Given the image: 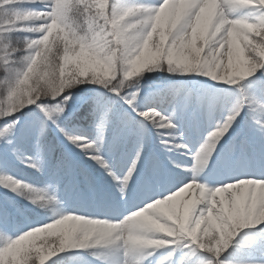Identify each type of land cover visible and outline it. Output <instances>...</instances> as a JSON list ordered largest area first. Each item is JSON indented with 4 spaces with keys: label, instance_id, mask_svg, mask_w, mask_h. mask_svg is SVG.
I'll return each mask as SVG.
<instances>
[{
    "label": "snow or ice",
    "instance_id": "obj_1",
    "mask_svg": "<svg viewBox=\"0 0 264 264\" xmlns=\"http://www.w3.org/2000/svg\"><path fill=\"white\" fill-rule=\"evenodd\" d=\"M25 4L42 7H19ZM248 7L258 10V16L234 15ZM17 33L30 35L14 39ZM54 35L59 39H50ZM154 70L199 74L214 84L238 88L239 96L225 118L191 154L197 175L118 222L61 213L13 237L0 210V264H49L68 250L94 248L106 249L109 256L123 248L127 257L123 264H152L149 258L168 248L167 256L156 264H174L181 243L190 257L205 254L194 264H264V0H135L126 5L115 0H0V120L4 121L0 141L12 143L10 137L20 122L17 114L30 106L46 118L37 129L43 135L46 120L56 123L53 117L64 112L71 90L94 84L136 112L141 127L148 121L163 149H187L174 140L179 128L175 107L166 116L154 107L139 111L135 103L139 78ZM252 77L249 91V84L243 82ZM133 87L135 92L125 94ZM186 91L189 98L204 92ZM45 100L56 104L50 107ZM246 110L247 131L236 133L233 125ZM107 116L105 111L101 130ZM65 135L111 175L94 141ZM226 136L233 139L221 156V166L231 170L242 165L258 174L253 171L215 185L201 182L199 170ZM62 163H67L66 158ZM30 166L39 170L37 164ZM134 168L135 163L119 181L122 195ZM158 175L153 172L147 179L151 182ZM4 186L13 192L23 189L17 194L36 203L37 190L25 182L9 178ZM242 230L258 234L244 247L254 250L259 244V258H222L238 243L235 238Z\"/></svg>",
    "mask_w": 264,
    "mask_h": 264
},
{
    "label": "rangeland",
    "instance_id": "obj_2",
    "mask_svg": "<svg viewBox=\"0 0 264 264\" xmlns=\"http://www.w3.org/2000/svg\"><path fill=\"white\" fill-rule=\"evenodd\" d=\"M115 2L126 5L135 2V0H115ZM145 3H157L158 0H142ZM41 5H30L28 8H39ZM258 10L252 7L239 9L234 15L236 16H248L255 18L258 16ZM148 72H145L139 78V83H144L147 78ZM133 89V88H128ZM108 97L113 98L110 93L103 89ZM139 94L137 100L135 101L138 106L139 111H143L145 108L154 107L156 110H160L164 115L169 116L172 114L171 109L168 112H163L160 108V104L153 98V96L148 92L141 96ZM86 100L83 94H72L71 99L67 102L65 110L62 114L54 116L56 122H59L60 118L63 116L65 120L71 119L75 111L81 106ZM112 100L106 97L95 106V121L98 122L97 131L104 134L108 133L105 138L92 139L95 142L96 149H98L99 155L103 158L111 172L105 169V167L98 164L95 160L91 159L89 155L72 144L67 137H64L63 142L57 140L59 145L63 148V144L67 145V151L64 148L63 152L57 154V164L63 167V170H57L53 173L50 179V185L48 187V199L53 201V207L51 208V213L47 215V222L58 218L59 214H79L85 216L86 218H97L113 222L122 221L127 217L132 211L145 205L153 197L159 198L163 193L164 195L169 194V189L175 190V185L181 181H187L192 178L193 175H197L193 171L196 167L191 154H195L200 147L205 143L208 135L216 129V125L220 123L228 113V110L232 107L234 103H229V107L223 105L221 101L216 103L213 114L211 117L206 115L205 103H202V107H197L192 109L190 112L191 122L189 126L191 129L182 134V136L176 139L177 144H185L188 146L187 149L174 150L175 152L166 160V169L158 168L157 173L159 175L152 179L151 182L148 181V177L142 174L144 163V154L149 152L152 148L143 135L140 136L139 141L128 146L127 138L130 134L137 136L136 132L132 131V125L141 121V117L133 112L132 109L127 105L131 112L126 109V111L120 113L118 108L110 104ZM45 103L50 107L55 106L56 101L46 100ZM149 103V104H148ZM152 103V104H151ZM148 104V105H147ZM35 107V106H30ZM110 108V110H109ZM176 117L180 108H176ZM105 111H108V116L106 119L105 126L103 130L99 127L102 117H104ZM206 115V116H205ZM43 119L44 114H42ZM118 117L120 124L114 126L109 120L110 117ZM178 119V118H177ZM68 121V120H67ZM148 122V121H144ZM149 125H151L148 122ZM68 126V131L73 133H84L77 125H71L69 122L65 123ZM91 130H89V133ZM44 135V134H43ZM74 136V135H71ZM45 138L47 136L44 135ZM82 137V136H76ZM85 137V136H84ZM223 141V139H221ZM220 141V142H221ZM219 142V143H220ZM219 143L216 149L209 156L208 160L204 162V166L199 170L198 179L201 182H205L209 185H215L219 181H228L234 179L236 176L251 175L253 171H245L242 165L231 170H225L221 166V156L226 151L227 146H220ZM222 148V149H221ZM95 150V149H94ZM152 151L158 152V148H152ZM47 152V151H46ZM139 152V156H138ZM49 154V152H47ZM47 153L44 152L43 148H38L35 157L38 162H41L43 158H46ZM70 153V154H69ZM56 156V157H57ZM66 158L67 163L63 164L62 160ZM135 163V168L133 170V175L129 179L126 185H123L125 191L122 195L120 192L121 181L129 172L133 169V164ZM176 165L182 167H176ZM5 174L0 177V188L2 190L11 191L8 187L4 186L11 176L15 178H21L16 172L13 163L8 159L2 166ZM115 177V179H114ZM136 189H139L138 194H136ZM54 198V199H53ZM18 211H16L17 213ZM25 226L31 223L30 221H24ZM12 225H6L8 235L15 237L22 233L20 228L21 224L18 222H12ZM36 226V225H34ZM49 241L56 242L55 237H47ZM99 255L103 254L98 261L88 262L80 255L71 256L67 252L58 254L54 257L49 264H53L59 258L67 259L68 262L65 264H123L127 257L124 255V249L120 248L118 253L111 256L106 255L107 250L104 248H97ZM169 252L168 248L157 250L153 257L149 260L152 264H156V261L164 259ZM73 257V258H72ZM174 264H181L183 259L178 254V249L176 248L175 255L172 258ZM47 264V262H46ZM165 264H169L165 261Z\"/></svg>",
    "mask_w": 264,
    "mask_h": 264
},
{
    "label": "trees",
    "instance_id": "obj_3",
    "mask_svg": "<svg viewBox=\"0 0 264 264\" xmlns=\"http://www.w3.org/2000/svg\"><path fill=\"white\" fill-rule=\"evenodd\" d=\"M27 5L28 4L24 5L25 8H23V6L19 7L21 9H27ZM27 35L30 34L17 33L14 35V39L22 40ZM50 39H59V37L54 35ZM17 55L19 56L20 54L18 53ZM147 74H149L147 80L144 83H139V94H142L141 96H144V94H148L149 92L158 103L160 102L163 109H169L170 106L180 105V117L181 115H184V110L191 100L200 103L203 101V99H207L208 97L207 102L209 104V107L210 109H214V102H217L218 98H220L221 95H224L223 100L227 105L229 103H235L237 97L239 96L237 87L227 86L220 82L214 84L210 78L202 77L199 74H170L167 71L161 70H154L148 72ZM257 75H259V73H257ZM254 79L255 77L246 78L243 83L249 84V82ZM251 87L252 86L249 84V91H251ZM190 88L203 89L204 92L198 95L194 94L189 98L186 90ZM103 89L104 88L102 86H97L94 84H82L74 87L71 90V95L73 93H83L85 96H88V99L87 102L83 104L80 111L75 113V115L71 120H69V122L84 126V124L90 121L92 114L94 113L97 101L103 100L105 97L106 99L110 98L112 100L110 104L117 107L120 113L126 110L125 106L123 105V101L118 100L114 97H108L107 93ZM135 91V87H133V89H125V94ZM42 114L43 113L35 107H28L23 111L22 114L18 113L16 118L19 119L20 122L16 125L14 132L10 137L12 143L9 145L3 141H0V169L2 170V166L6 159H10L14 163L18 174L23 175V180L25 181L22 182H25L27 185H30L37 190V194L35 196L36 203H32L23 195L17 194V192L23 189H18L17 192H0V210H2L8 218L7 225H12L11 223L16 221L21 224L20 228L22 231H26L27 228L25 226V223H23L25 220L24 218L19 219L16 213H14V210L19 208V210L30 219L31 223H42L40 222L39 214L37 215L36 212L40 214L48 212L45 206L52 204L51 202H49L50 200L47 197L50 180L49 178L51 177L53 170L58 168L56 165H54L56 162L55 160L53 161V164L51 163L49 167L45 166V168L37 164L39 170H36V168L30 166V164H36L33 162L35 158L34 149L35 146H37L36 143H39L41 141L48 142L51 150L52 144L54 143L55 139L54 133L62 135L67 130V125H65V123H67L68 121L65 120L62 116L59 119L60 121L56 123H53L51 120H46V127L43 134L47 136V138H45L44 135H39L37 129L39 126V122L41 120H44ZM241 116L243 119L238 118V122L233 125L236 133L247 131V110L242 113ZM184 118H186V116H184ZM111 120L114 125L117 124L115 117H111ZM3 124L4 121L0 120V128L3 127ZM134 128L138 132V134L144 135L147 140L150 136H153L155 138V141L157 143H160L157 131L152 126H149V128H147L143 123V127L138 124L135 125ZM61 129H63V131H61ZM178 134L179 129L174 138H176ZM233 135H235V133H233ZM227 137L228 136L223 139H226ZM232 139L233 137L231 136L229 139L230 143L232 142ZM29 156L32 158L31 162L27 160ZM1 170L0 175L3 174V170ZM18 181L20 180L18 179ZM257 235L258 234L255 232L242 230L241 233L235 238L238 243L230 247L229 250L223 254L222 258L227 260H237L241 258L252 257L253 255H255L256 258H259V244H257L254 250L244 247V245L250 244L252 238L256 237ZM177 249L179 250V254L183 259L181 264H194L195 261L204 260L206 258L204 253H199L197 256H188V249L184 248L182 243L177 247ZM95 250L96 249L68 250L66 252L81 254L82 257H86L88 259H96L99 257V255H97V251ZM57 260H59L60 264H65L66 262H68L67 259L62 258H59Z\"/></svg>",
    "mask_w": 264,
    "mask_h": 264
}]
</instances>
